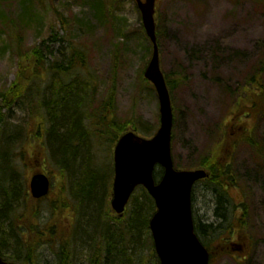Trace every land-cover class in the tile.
<instances>
[{
  "label": "rangeland",
  "instance_id": "1",
  "mask_svg": "<svg viewBox=\"0 0 264 264\" xmlns=\"http://www.w3.org/2000/svg\"><path fill=\"white\" fill-rule=\"evenodd\" d=\"M156 6L161 69L173 83L175 162L180 169L195 170L202 168V160L219 154L217 160L231 164L238 182L234 189H223L202 181L193 192L198 222L219 226L223 222L218 212L237 211L234 236L229 240L202 237L211 246V264H264V0H160ZM63 18L71 23L66 29ZM55 32L87 52L86 69L94 72L99 83L94 108L115 82L117 119L140 122L154 135L160 127V105L155 88L144 77L152 49L136 1L0 0V90L12 86L19 64L18 56L3 47L14 44L16 34L27 49ZM51 45L55 51L68 47L67 42ZM255 74L259 89L252 85ZM28 102L22 98L11 109L2 108L5 120L0 128L3 178L9 179V160L15 153V176L27 189L34 173L45 172L52 180L50 196L34 204L38 221L31 219L23 226L30 229L38 223L48 230L28 264L59 263L55 239L65 230L70 264H104L105 254L99 252L98 244L89 251L81 248V198L70 172L62 176L57 169L47 141L41 139L38 150L34 147L45 120L31 115ZM139 136L148 137L141 132ZM107 150H91L90 156L92 164L107 172L102 205L116 216L110 205L114 162ZM220 199L222 209H218ZM71 203L78 209L71 208ZM104 227L100 220L97 234ZM111 232L116 246L119 233L129 238L114 225ZM127 254L126 264H158L145 233L135 249L129 245Z\"/></svg>",
  "mask_w": 264,
  "mask_h": 264
},
{
  "label": "trees",
  "instance_id": "2",
  "mask_svg": "<svg viewBox=\"0 0 264 264\" xmlns=\"http://www.w3.org/2000/svg\"><path fill=\"white\" fill-rule=\"evenodd\" d=\"M61 24L66 29L71 23L63 18ZM15 37L14 44L3 47L5 51L11 50L18 56L19 64L16 80L12 86L0 90V125L2 126L5 120L2 108L11 109L22 98L29 101L31 115L45 120L43 128L38 131L39 138L34 147L38 150L42 141H47L60 174L63 176L67 171L70 172L83 206L81 248L89 251V248L96 243L100 218L109 217L105 213L108 211L105 209L106 206L102 205L105 194L103 178L107 176V172L94 162L92 164L90 151L97 148L112 150L119 136L129 130L150 133L140 122L122 123L117 119L115 82L97 109H91L94 106L96 93H99V83L94 72L86 69L88 54L79 43L55 32L40 44L25 49L21 44L20 35L16 34ZM52 42H67L68 47L66 50L55 51ZM166 79L171 90L173 83ZM262 153L264 154V150ZM217 155L219 154H216L212 160H202L200 166L211 173L210 181L218 188H223L226 183L225 171L218 166ZM14 157L15 153L9 160V179L5 180L3 176L0 178V254L8 261L24 264L33 262V255H36L40 246L42 233L37 230L40 237H36L32 234V225L31 230L26 227L27 232L23 228L25 223H32L39 214L34 206L37 201L29 195L26 185L15 176L18 173ZM1 168L3 173L5 169L2 164ZM93 168L98 170L94 171ZM162 175L163 170H157L156 180L159 181ZM218 205V209L223 208L221 207L223 199L219 200ZM225 209L222 214L217 211V217L223 222L219 226L196 223V232L201 238L208 235L218 241H226L234 236L233 226L237 211L234 208L228 210L226 214ZM155 210L153 199L145 189L139 188L128 206V223L122 224L121 221L117 223L119 229L122 226L128 229L125 232L130 238L121 237L119 233L117 246L108 239V248L113 257V260H109L112 261L111 264H116L114 260H117V264H124L129 245L132 244L135 249L144 233L152 244L149 221ZM10 218L14 220L9 221ZM18 219H25L26 222L20 223V226L15 222ZM238 221L243 222L240 219ZM224 224L226 227L223 226ZM5 225L9 232L4 233ZM126 233H123V236ZM126 240H129V245ZM57 242L58 264H67L69 243L62 239ZM152 249L155 255L153 246ZM209 249L211 250V246ZM108 256H111L110 253ZM136 257L131 258L136 261Z\"/></svg>",
  "mask_w": 264,
  "mask_h": 264
},
{
  "label": "water",
  "instance_id": "3",
  "mask_svg": "<svg viewBox=\"0 0 264 264\" xmlns=\"http://www.w3.org/2000/svg\"><path fill=\"white\" fill-rule=\"evenodd\" d=\"M157 0H137L146 33L153 44V56L145 78L153 83L160 101V128L152 139L134 132L124 135L115 153L113 209L122 216L138 186H144L156 203L157 211L150 221L160 264H209L210 254L195 233L192 214V190L195 183L207 177L203 170L178 171L172 159L173 107L170 92L160 67L155 6ZM156 165L164 168L157 185ZM36 199L48 195L50 181L45 174H35L30 182ZM0 264H9L0 256Z\"/></svg>",
  "mask_w": 264,
  "mask_h": 264
},
{
  "label": "flooded vegetation",
  "instance_id": "4",
  "mask_svg": "<svg viewBox=\"0 0 264 264\" xmlns=\"http://www.w3.org/2000/svg\"><path fill=\"white\" fill-rule=\"evenodd\" d=\"M254 82H256V77H254ZM254 87L256 88V89H258V86H256V84H254ZM105 223V222H104ZM53 225H50V227H49V231H53L54 229H51V227H52ZM69 226H71V223L68 225V227ZM67 227V228H68ZM111 228L112 227H107L106 226V224H105V227L102 229V232H105V234L107 235V233H109V235H110V237L112 236V232H111ZM74 231V229H71V233ZM110 231V232H109ZM65 233H66V235L68 234V230H65L64 231ZM101 232V233H102ZM62 233V232H61ZM111 233V234H110ZM45 234L47 235L48 234V230L46 229V232H45ZM99 235V234H98ZM114 252V251H113ZM109 253H110V257L108 256L109 255ZM112 252H111V250H102L101 251V254H105V257H104V260H106L105 261V263L104 264H107V263H110L111 264V262H109V260H113V257H112V254H111ZM57 260L59 261V259L57 258ZM67 263L68 264H70V261H69V259L67 260ZM56 264H58V262H56Z\"/></svg>",
  "mask_w": 264,
  "mask_h": 264
},
{
  "label": "bare ground",
  "instance_id": "5",
  "mask_svg": "<svg viewBox=\"0 0 264 264\" xmlns=\"http://www.w3.org/2000/svg\"><path fill=\"white\" fill-rule=\"evenodd\" d=\"M207 225H210V224H207ZM5 228H6V225H5L4 229H5ZM4 229H3V230H4ZM114 263H115V260H114Z\"/></svg>",
  "mask_w": 264,
  "mask_h": 264
}]
</instances>
